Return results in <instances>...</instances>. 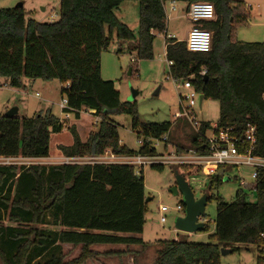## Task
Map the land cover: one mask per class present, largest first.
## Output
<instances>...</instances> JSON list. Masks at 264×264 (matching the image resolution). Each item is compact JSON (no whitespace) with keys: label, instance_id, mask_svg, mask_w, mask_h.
Segmentation results:
<instances>
[{"label":"trees","instance_id":"obj_1","mask_svg":"<svg viewBox=\"0 0 264 264\" xmlns=\"http://www.w3.org/2000/svg\"><path fill=\"white\" fill-rule=\"evenodd\" d=\"M23 2V0H19ZM124 0H59L57 19L25 18L21 5L0 8V77L13 88L23 79H57L67 98L66 112L80 117L92 111L98 121L82 141L72 125V143L58 145L64 156H97L109 149L118 155L155 154L152 140L161 139L171 122H142L135 102L121 101L112 80L101 77L100 58L111 41L134 39L114 10ZM139 3L137 58L153 57L155 32L166 29L164 4L168 1H205L213 5L215 18L195 23L212 32L211 49L191 52L185 42L165 38V57L172 64L168 77L189 80L204 98L217 100V129L229 128L242 138L247 123L255 126L253 154L264 158V41L242 42L234 30L249 13L240 0H135ZM205 71L204 75L201 72ZM111 114H127L141 144L137 150L119 143ZM209 126L202 123L201 133ZM62 129L49 111L33 116L0 115V156L44 158L50 133ZM198 135L190 139L197 146ZM161 169L163 165H152ZM184 176L200 174L199 166L178 165ZM223 175L207 177L208 190ZM206 193V192H205ZM256 201L246 202L239 188L235 200L216 201L213 232L208 243L184 239L158 240L154 264H220V249L239 251L237 245L257 248L255 264H264V168L257 169ZM182 210L184 205L180 201ZM146 199L142 172L131 165L101 163L0 164V262L1 264H82L95 258L94 245L148 246L138 235L143 230ZM52 216L53 220L48 221ZM204 221V215L202 217ZM7 221L10 224L5 225ZM46 225V226H45ZM208 231L205 223L204 230ZM64 244L79 246V255L65 258ZM109 254V253H103Z\"/></svg>","mask_w":264,"mask_h":264},{"label":"rangeland","instance_id":"obj_2","mask_svg":"<svg viewBox=\"0 0 264 264\" xmlns=\"http://www.w3.org/2000/svg\"><path fill=\"white\" fill-rule=\"evenodd\" d=\"M52 0H24L22 6L25 9V18L47 21L55 19L52 12L57 13V4ZM246 5L249 17L244 24L238 25L234 30V38L242 42L264 41V0H240ZM19 0H0V8L15 7ZM45 7L41 11V7ZM170 3L164 4L166 14V29L164 32L156 33L153 40V57L151 59H138L136 44L138 37V13L139 3L135 0H124L114 10L118 21L124 23L134 34V39L118 40L115 32L108 48L102 52L100 58L101 77L112 80L119 91L121 101L135 102L138 118L142 122L160 123L171 122V128L166 133L169 144L179 148H188L190 138L195 134L187 119L176 120L175 113L180 111V93L187 94L185 89H177L172 78L168 77V65L165 57V38L173 37L184 41L189 29L190 21L185 16V2L175 4V10L169 9ZM257 11L259 14H257ZM23 86L13 88L6 84V79L0 77V115H3L12 107H17L18 117L33 116L36 113L49 111L61 121L62 129L50 133L48 156L44 158H22L10 159V164H60L61 152L58 145H70L72 133L70 126H74L80 139L85 140L88 133L95 129L98 119L88 110H82L80 117H74L73 112H64L61 108L63 97L62 83L57 79H23ZM29 81H34L31 85ZM6 84V85H4ZM134 93V96H133ZM186 105V101H183ZM218 101L210 98H202L201 111L198 105L194 107L195 118L209 124L216 123L218 119ZM110 118L116 123L119 134V143L132 150L139 147L135 130L131 127V118L127 114H111ZM156 151H164V143L155 141ZM173 166L176 164L163 165L161 169L145 166L142 171L144 193L146 199L145 222L142 232L138 235L144 242L148 243L146 248L138 245L124 246L121 244L94 245L92 249L100 253L93 259L82 264H154L156 241L184 239L188 242L208 243V236L213 232L214 217L216 214V201L209 200L204 210V223L208 225V231H197L186 233L174 227V218L181 216L182 211H176L175 206L180 203L181 196L174 195L171 189L175 185ZM253 168L239 166L226 171L221 182L214 184L208 190V179L201 174L194 181H188L195 198L209 193L219 196L224 202L235 200L236 191L241 188L240 178L248 185L241 189L244 192L246 202L254 203L256 193L252 185L254 183L250 173ZM227 178V179H224ZM163 205L170 208L165 211V222L161 223L158 206ZM52 216L48 221H52ZM5 225L10 224L7 221ZM46 226V225H45ZM239 251H232L220 256V264H255L258 254L254 245H237ZM63 250L66 259H72L79 255L80 247L64 244ZM109 254H103V253ZM1 264V262H0Z\"/></svg>","mask_w":264,"mask_h":264},{"label":"built area","instance_id":"obj_3","mask_svg":"<svg viewBox=\"0 0 264 264\" xmlns=\"http://www.w3.org/2000/svg\"><path fill=\"white\" fill-rule=\"evenodd\" d=\"M174 1L170 2L169 9L175 10ZM51 16H56L52 12ZM185 16L190 21V28L187 31L184 40L186 49L191 52H207L211 49L212 32L205 28H200L195 25L199 21H208L215 18L213 5L205 1H193L186 4ZM168 67L172 64L166 60ZM205 71L201 72L204 75ZM177 89H185L187 94L180 93V111L175 113L176 120L185 118L190 123L194 133L198 135L197 146H200V151L195 146L188 148H179L169 144L167 135L162 136L161 139L152 140V146L155 148V141H162L164 143V151L156 152L155 154H134V155H118L107 149L102 154L97 156H61L60 164L69 163H101V164H126L131 165L134 173L139 175L145 166L152 165H189L199 166L200 174L203 177H209L218 174L219 169H223L222 175L232 168L238 169L239 166H248L253 168L250 173L254 183L252 185L255 190V181L257 178V169L264 168V158L253 154L255 143V126L247 123L242 138H237L230 134L229 128L217 129L216 124H209V126L201 133V126L204 121L195 118V109L198 105V111H201L199 105V96L202 95L196 91L189 80L174 79ZM69 83H63L62 87L67 88ZM186 101V105H183ZM61 108H67V98L63 95L61 99ZM60 121V120H59ZM61 123V121H60ZM141 139H138V144H141ZM167 147H170L169 149ZM156 149V148H155ZM12 157L0 156V164H10ZM197 176H190L187 181H194ZM239 185L241 188L248 184L240 178ZM170 208L159 205L158 212L160 213V222H165L163 213ZM176 211H182V206L178 203L175 206ZM264 237V236H263Z\"/></svg>","mask_w":264,"mask_h":264},{"label":"water","instance_id":"obj_4","mask_svg":"<svg viewBox=\"0 0 264 264\" xmlns=\"http://www.w3.org/2000/svg\"><path fill=\"white\" fill-rule=\"evenodd\" d=\"M17 5H22L19 2ZM134 96V93H133ZM203 95L199 96V105L201 104ZM18 108L12 107L6 111L3 115L5 117H13L17 114ZM223 169H219L218 174L222 175ZM175 185L171 189L174 195L181 196V202L184 205L183 214L174 218V227L182 232L193 233L204 230V221L202 217L204 215L205 206L207 203V194H202L199 198H195L194 193L188 183V181L179 174L176 170L174 171ZM227 179V178H224ZM232 252L231 248H221L220 254Z\"/></svg>","mask_w":264,"mask_h":264},{"label":"crops","instance_id":"obj_5","mask_svg":"<svg viewBox=\"0 0 264 264\" xmlns=\"http://www.w3.org/2000/svg\"><path fill=\"white\" fill-rule=\"evenodd\" d=\"M24 1V0H23ZM52 3H55V4H57V6H55V7H57V9H58V5H59V0H52L51 1ZM169 3L171 2V1H168ZM176 3H178V2H175L174 3V5L176 4ZM46 8L43 6V7H41V11H44ZM257 14H259V12L257 11ZM57 19V13H56V17H55V19H49V20H47V21H53V20H56ZM39 21H42V19H40ZM191 25V24H190ZM190 28V27H189ZM156 33H159V32H155V34ZM178 40V39H177ZM101 68V67H100ZM101 70V69H100ZM104 80H107V79H104ZM23 82H24V80H23ZM29 82H31V83H29V84H31V85H34L35 84V82L34 81H29ZM4 85H6V84H4ZM91 113H92V111H90ZM82 141H84V140H82ZM168 149L170 148V147H167Z\"/></svg>","mask_w":264,"mask_h":264}]
</instances>
